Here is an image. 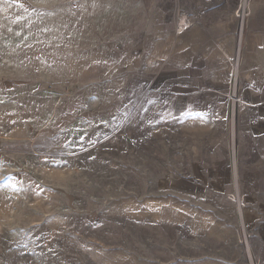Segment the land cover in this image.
I'll list each match as a JSON object with an SVG mask.
<instances>
[{"label": "rangeland", "instance_id": "1", "mask_svg": "<svg viewBox=\"0 0 264 264\" xmlns=\"http://www.w3.org/2000/svg\"><path fill=\"white\" fill-rule=\"evenodd\" d=\"M0 264H264V0H0Z\"/></svg>", "mask_w": 264, "mask_h": 264}, {"label": "bare ground", "instance_id": "2", "mask_svg": "<svg viewBox=\"0 0 264 264\" xmlns=\"http://www.w3.org/2000/svg\"><path fill=\"white\" fill-rule=\"evenodd\" d=\"M181 20H183V19H181ZM183 29H184V28L181 26V27L179 28V31H180V32H183ZM223 56H224V55H223Z\"/></svg>", "mask_w": 264, "mask_h": 264}]
</instances>
